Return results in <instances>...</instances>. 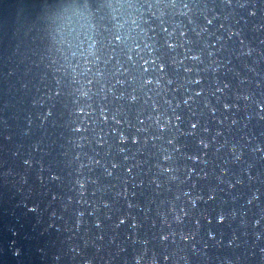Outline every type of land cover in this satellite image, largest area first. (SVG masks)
Wrapping results in <instances>:
<instances>
[{"label": "water", "instance_id": "obj_1", "mask_svg": "<svg viewBox=\"0 0 264 264\" xmlns=\"http://www.w3.org/2000/svg\"><path fill=\"white\" fill-rule=\"evenodd\" d=\"M0 264H264V0H0Z\"/></svg>", "mask_w": 264, "mask_h": 264}]
</instances>
